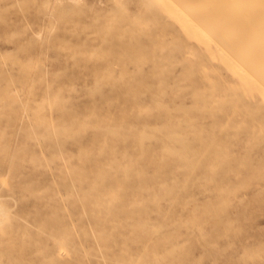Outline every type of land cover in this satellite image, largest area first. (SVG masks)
I'll use <instances>...</instances> for the list:
<instances>
[{
    "label": "rangeland",
    "instance_id": "1",
    "mask_svg": "<svg viewBox=\"0 0 264 264\" xmlns=\"http://www.w3.org/2000/svg\"><path fill=\"white\" fill-rule=\"evenodd\" d=\"M198 2L236 50L165 4L0 0V264H264V36Z\"/></svg>",
    "mask_w": 264,
    "mask_h": 264
},
{
    "label": "bare ground",
    "instance_id": "2",
    "mask_svg": "<svg viewBox=\"0 0 264 264\" xmlns=\"http://www.w3.org/2000/svg\"><path fill=\"white\" fill-rule=\"evenodd\" d=\"M129 1V0H128ZM149 4L153 5L154 8L158 10H163L162 6H166V8L170 9L172 13H176V16L182 21L183 24L192 23L196 26V31L201 33V35H205L207 37H211L216 41L217 48H224L226 51L230 49L236 50L239 46L231 43L230 41H226L221 37V33L223 30L227 28L225 25L224 28L220 27V25L212 26L209 23V16L206 11L195 7L198 1H202L203 3H207L213 6L215 9L217 6L220 8H225V16L230 17L229 19L243 21L245 24L244 32L241 35H238V40H241L246 35L247 37L243 40L244 42H248L250 46H252L257 40L255 39L256 35L264 36V0H236L231 4V0H144ZM220 1H223L220 3ZM127 2V1H126ZM245 3L248 12L244 14L243 12L240 14V9L243 8V4ZM239 13L236 17L235 14ZM248 15V16H247ZM247 16V17H246ZM235 24V23H233ZM230 29H233V25ZM212 31H216L217 34H212ZM234 57L236 55L233 54ZM240 63H243L242 60L238 59ZM264 61V59H263ZM264 71H260L259 76H263ZM3 205V204H2ZM1 207V206H0ZM5 207V206H4ZM3 209V207L1 208ZM0 209V212L3 211ZM8 210V209H7ZM6 210V211H7ZM7 213V212H4Z\"/></svg>",
    "mask_w": 264,
    "mask_h": 264
}]
</instances>
